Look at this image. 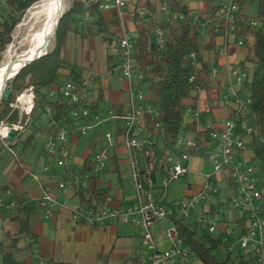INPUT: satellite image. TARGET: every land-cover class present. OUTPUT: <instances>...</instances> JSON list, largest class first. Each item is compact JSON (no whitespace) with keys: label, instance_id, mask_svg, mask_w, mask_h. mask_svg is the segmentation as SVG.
Returning a JSON list of instances; mask_svg holds the SVG:
<instances>
[{"label":"built area","instance_id":"2783aa9c","mask_svg":"<svg viewBox=\"0 0 264 264\" xmlns=\"http://www.w3.org/2000/svg\"><path fill=\"white\" fill-rule=\"evenodd\" d=\"M96 3L102 12L116 11L123 19L126 9L134 1L96 0ZM220 3L221 15L212 22L215 23L216 32L223 28V33L217 38V42L218 39L221 40L218 45L219 56L228 58L233 44L244 47L243 41L237 42L235 37L240 8L237 0H220ZM150 15L155 20L152 34L158 45L165 43L166 35L157 24L163 19L169 21L171 18H183L181 13L174 14L166 5H161L157 12ZM259 26V21L251 20L252 29ZM120 33L118 45L121 74L130 84L128 111L123 116H117L112 111L106 114L92 112L89 106L96 98L97 76L93 72L87 73L79 82H67L61 89V102L69 107L72 123L56 124L54 134L45 141L43 150L48 163L42 170V174L48 175L51 167L66 169L67 176L53 186L46 185L41 180L42 174H32L33 179L40 182L42 187V194L35 199L34 204L42 211L46 220L61 211L66 212L71 221L90 227L122 223L138 229L141 237L138 256L128 264H202L171 218L172 211L169 207L175 205L178 218L189 219L193 212L197 213L195 219L202 230L220 241L219 252L222 257L233 255L236 258L239 253H243L246 259L253 261L252 264H264V183L246 152V144L253 127L243 124L245 132L239 127V120L248 114L251 103L242 92L250 74L231 64L214 69L213 79L215 83L221 84L222 108L228 110L227 117H210L202 124L201 110L189 108L186 116H194L191 124L197 126L196 130L179 135L173 150L165 155V168L161 171L157 136L145 126L146 119H154L158 112L147 103L146 92L139 86L144 76L137 69L134 60V36L124 24ZM194 79L192 77L191 81ZM58 92L56 88L52 95L57 96ZM36 100L35 88L30 86L10 106L19 112L21 118L26 115V122L29 123L36 108ZM50 113L51 109L48 110V115ZM110 120L121 121L123 126L113 133L99 134V149L94 151L89 169L79 174L74 172L70 165L71 137H88L97 132L101 124ZM186 125L190 124L185 121ZM21 126L19 123L13 125V128L19 132L24 129ZM159 127L157 124L155 128ZM3 129L7 134L11 131L8 125ZM1 138L2 141L6 139L4 136ZM5 145L12 151L8 144ZM118 147L125 151L129 163L132 194L121 199L106 192L97 196L95 181L107 173ZM201 150L205 152L204 156L199 155ZM198 164L200 172L195 171ZM191 173L197 174L199 179L188 185L186 196L179 202L169 200L167 190L171 182ZM230 182L234 187L231 210L223 215H211L212 200L216 203L215 198L222 193L220 185L224 184L225 190L230 194ZM54 189L59 194L69 193L71 197L61 199ZM81 191H92V201L77 203V193ZM26 205L10 189L0 194V212L13 214ZM199 208H202L201 212ZM162 220L170 223L164 237V242L168 243L167 248L160 247L154 234L157 222ZM2 259L3 255L0 254V262ZM38 264H45V261L40 260Z\"/></svg>","mask_w":264,"mask_h":264},{"label":"trees","instance_id":"16d2710c","mask_svg":"<svg viewBox=\"0 0 264 264\" xmlns=\"http://www.w3.org/2000/svg\"><path fill=\"white\" fill-rule=\"evenodd\" d=\"M10 9L9 17L0 23V64L3 62V53L8 45L13 41V33L16 26L22 21L25 13L36 3L42 0H3ZM168 8L174 14L181 13L183 18H171L169 21L163 19L157 25L160 26L166 35L165 43L158 45L152 34L154 25L150 22L142 21L136 15L135 22H144V28L137 27V36L133 37L135 52L134 60L137 69L143 74L144 80L140 83L146 92V101L158 112L152 119L148 118V131L156 134L159 150V166L164 171V158L167 152L173 150L174 143L181 133L196 130V125L185 126V116L189 108L196 109L197 104L202 100L204 111L201 122L205 124L210 117H217L216 112L223 105L221 103L222 89L220 83H215L213 79L214 69H221V57L217 38L223 33L216 32L215 23L212 20L221 15L222 5L220 0H204V10L201 15L182 0H156ZM239 5V15L235 25L236 41H243L247 52L239 64H235L242 70L250 74V79L243 87L242 92L245 98H249L248 114L239 120V127L245 132L247 127H253L251 137L246 144V152H249L251 162L259 171L261 181L264 183V0H237ZM256 5L257 17L262 21V25L256 29L250 27L249 14L246 9ZM151 10H155V4H148ZM198 17L197 19H195ZM90 19L92 25L99 27L100 32L109 30L108 22L99 9L96 0H74L72 7L60 20L57 32L56 43L52 52L43 56L31 65L21 70L15 81L7 89L9 95L6 103L0 105V124L6 121L8 124L25 125L26 115L22 120L19 112H12L9 106L17 96L28 86H33L37 93L38 106L43 108V112L48 114L50 127L55 124L71 125L69 117V107L62 101L61 89L66 83H60V71L66 67L70 68V79L68 82H79L83 78V72L76 65H70L64 59L63 51L68 38L71 35L80 34L84 31L83 19ZM149 18V16H147ZM83 38H88L90 33H84ZM205 54H213L214 60L206 58ZM120 64L121 56L119 55ZM195 77L193 81L191 78ZM29 80L28 84L26 81ZM99 79L96 80V84ZM217 85V95L214 96V85ZM52 87L58 88V95L55 100L49 98ZM100 95L96 102L90 104V109L94 114L100 112V106L104 103V89L100 86ZM43 92V93H42ZM45 92V93H44ZM202 93L205 98L202 99ZM37 107V104H36ZM36 110V108H35ZM116 112V111H115ZM120 114L124 113L120 111ZM160 127L156 129V125ZM203 134V132H201ZM204 133H208L204 131ZM34 140V135L28 137L24 142L23 152H26ZM204 156L205 152H198ZM90 161L83 170H88ZM232 192L227 195L225 201H213L210 206V213L214 215L221 209H231L233 201V184L229 185ZM220 197V194L217 196ZM216 197V198H217ZM77 199L82 202H90L89 192L81 191L77 193ZM172 211L171 218L180 229L182 238L191 248L192 252L202 264H252L251 259H246V255L239 253L236 258L229 255L224 258L220 256V241L213 239L206 231H203L199 222L195 219L197 213L193 212L189 219L178 218L175 205L169 207ZM34 206L26 205L18 213L20 222V235H30V215L36 211ZM18 239H12L13 247L17 245ZM3 259L0 264H20L14 251H0ZM56 264V263H51Z\"/></svg>","mask_w":264,"mask_h":264},{"label":"crops","instance_id":"0c3cea01","mask_svg":"<svg viewBox=\"0 0 264 264\" xmlns=\"http://www.w3.org/2000/svg\"><path fill=\"white\" fill-rule=\"evenodd\" d=\"M133 1L134 4L126 9L124 18L128 19L126 26L128 25L132 36H137V27L139 29L144 28V22L142 21L146 20H140L136 23V15L139 14L140 18L146 15L151 17L150 13L157 12L162 4L156 0ZM182 1L190 8L196 10L198 14L203 13L204 0ZM148 4H155V10H151ZM111 12H103V16L110 27L107 32H100L99 27L92 25L90 19H83L84 31L82 32L90 33L89 37L84 39L82 32L71 35L67 40L63 56L68 64L76 65L81 69L83 77L89 72L97 75L96 80H99L95 86L96 98L100 95V86L104 89L105 98L104 103L100 106L99 113L106 114L112 111L117 116H123L128 109L130 84L121 74L118 45L121 28L118 32L112 33L109 23L110 18L112 19ZM118 16L120 17L119 14ZM147 19L148 22L151 21V19ZM152 20L155 21L153 18ZM217 43L220 44L221 40L218 39ZM231 47L235 50H230L228 58L221 57L222 66L227 64L236 66L242 62L246 55L247 50L245 48L246 51L243 47H238L234 44ZM98 53L99 55L102 53L99 59L96 57ZM206 55L207 58L214 60L215 55ZM70 74L69 67L62 69L60 75L64 77L65 82L60 83H67L70 79ZM56 88L52 87V89ZM96 98L94 102H96ZM204 98L205 93H202V99ZM120 111L124 114L121 115ZM46 115L48 116V114ZM186 117L185 121L191 124L194 119L192 117H187L186 119ZM115 122L117 125L116 129H120L123 126L121 121ZM147 123L148 118L145 122V126L148 129ZM41 126V123L38 122V127L40 128ZM56 128V124L54 128L51 126L49 133L42 139V142H45L47 137L50 138ZM51 131L52 133H50ZM91 134L95 135L94 133ZM71 141L73 148L71 166L75 169L85 166L86 162L91 161L97 146L88 147L87 150H84L81 140L73 136ZM8 145L10 147L12 144ZM11 147L13 149V146ZM122 158L127 159L125 151L120 148L117 150V155L109 171L98 181L99 188L108 190L118 199L129 197L132 194L131 176L129 178L131 193H127L120 176L121 166L119 160ZM1 161L5 163L4 160ZM2 163H0V194L10 189L15 193L17 199L27 203L28 206L36 207L37 212L30 215V235L27 236L20 235L21 226L18 218H16L21 210L13 214L4 211L0 212V251H14L20 264H38L40 260H44L45 264H128L136 260L141 245V237L139 230L130 225L113 223L104 227H90L71 221L67 213L61 211L56 212L49 220L43 217L42 211L34 204V200L42 194V187L31 176L32 174L41 175L43 167L48 163L42 148L35 158L24 159V162L17 160L18 166L14 164V166L12 165L9 168L7 166L8 163H6L3 167ZM14 167L18 168L17 173L14 172ZM65 177L66 171L64 169L51 167L50 174L47 176L43 175L42 178L45 183H52L55 186L56 183L65 179ZM12 239H18L15 248L13 247Z\"/></svg>","mask_w":264,"mask_h":264},{"label":"rangeland","instance_id":"374dc122","mask_svg":"<svg viewBox=\"0 0 264 264\" xmlns=\"http://www.w3.org/2000/svg\"><path fill=\"white\" fill-rule=\"evenodd\" d=\"M72 3H73V0H68L67 11L71 8ZM28 11L25 13L22 21L16 26V28L14 30V33H13V41H12V43L10 45H8L6 51L3 53V59H4V55H5V53L7 51L10 50L11 51V54H14L15 52L18 51V48H19V45H20L19 43L21 42V40H22V38H23V36H24V34L26 32L25 31V27H22V26L20 27V25L23 22V20L26 18V16L28 15ZM246 11H247V13L250 16V19L257 20V21H259L260 26L262 25V21L259 20V18L257 17V8H256V5L252 6L250 9H246ZM9 13H10V9L7 6L6 2L3 1V0H0V23H2L5 18H8L9 17L8 16ZM110 14L112 15V19L110 18V20L109 19L108 20H109V23H110L111 28H112V33L118 32L120 28L122 29L123 24L126 26V23L128 21V19L126 17L125 18L123 17V19H121L118 16L117 12H115V11L114 12H111ZM199 15H201V14H199ZM143 18H144V20H146V22H148L147 15L145 17H143ZM149 19H151L150 24H152L153 23L152 22L153 21L152 18L149 17ZM148 24H149V22H148ZM126 27L128 28V25ZM128 30H129V28H128ZM114 35L116 36V34H114ZM55 43H56V39H55ZM244 48L245 47H243V49ZM230 50H235V49L233 47H230ZM101 55H102V53L100 55L98 53V55L96 57L99 59V57ZM206 58H207V55H206ZM70 65H73V64H70ZM59 81L60 82H65V79H64V77L62 75H59ZM28 82H29V80L26 81V84H28ZM30 86H28L27 88H29ZM26 89L24 91H22V92H25ZM53 90L54 89H52L50 91V93H49V98L51 100H55L57 98V96H55V94L52 95ZM213 90H214L213 91L214 92L213 94H214V96H216L217 95L216 92H217L218 89L214 86L213 87ZM8 95H9V90L6 93L5 103H6V100H7ZM36 96H37V93H36ZM39 99H40V97L38 98V96H37V100H36L37 107H36V110L34 112L33 117L31 118L32 121H30L29 123L26 122L25 125H22L21 127H24V129L23 130H20L18 132L17 136L12 140V145L11 146H13V149L10 146L12 151H9V149L6 147V145L2 142L3 139L0 137V160H4L5 161V163H2V161L0 162V163H2V166L3 167H4V164H6V163H8L7 166H9V168H11L12 165L14 166V164L18 166L17 160L24 162V159L29 160L30 158H35V157L38 156L41 148L43 149L42 146L45 144V142L44 141L42 142V139L44 137H46V134L47 133H49L48 131L51 128L50 127L51 124H49V117L46 115L47 113H44L43 112V108L40 107V106H38L39 105L38 104V100ZM220 99L222 100L221 97H220ZM128 102H129V100H128ZM221 103L223 105V100L221 101ZM197 108H198V110H196V111H200L201 110L200 112L203 113L204 106H203V102L202 101H200L197 104ZM128 109H129V104H128ZM128 109H127V111H128ZM14 111H16V110H13V108H12V112H14ZM227 113H228V110L226 108H221L220 110H218L216 112V114H217V117L216 118H224V117H227ZM187 117L194 118V116H192V115H188ZM187 117H186V119H187ZM201 117H202V114L200 115V118ZM19 118H20V120L23 119V118L20 117V115H19ZM38 122L41 123V125H42L40 128L38 127ZM18 124H8V123H6V121H3L0 124V128H5L7 125L8 126L9 125H12L13 126V125H18ZM2 126H4V127H2ZM99 127L97 128V132L94 133L95 135L90 134L89 138L88 137H79L77 135H73V136H75V138H77L78 140H81L84 150H87L88 147L89 148H93L94 146L95 147L97 146V149L96 150H98L99 149L98 143H99V139L101 137V135H99V134L108 133V132L109 133H113L115 131V129L117 128V125H116V122L115 121L110 120V121H107V122L101 124V126H99ZM11 130H15V129L12 128ZM52 131L50 133H52ZM54 132H53V134H54ZM31 135H34V140L32 142V146L26 152H23L24 142ZM72 137H71V140H72ZM48 140H49V137H47L45 139V141H48ZM70 142H72V141H70ZM120 148L118 147L116 149V155H117V150L120 149ZM247 154L250 155L249 152H247ZM72 159H73V148H72V156H71V159H70L71 160L70 165L72 163ZM119 163H120V166H121V174H120V176L122 177L124 188L126 189L127 193H131V189L129 188V178H130L131 175H130V169H129L130 167H129L128 160L126 158H122V159L119 160ZM112 164L113 163H111V165ZM111 165H110V167H111ZM14 168H15V171L14 172H16L18 168H16V167H14ZM195 168H196L195 171L200 172L201 168H200V165L199 164ZM64 170L66 171V176H67V170L66 169H64ZM81 170H83L82 167L76 168V169L73 168V171L76 172V173H78V174L79 173H83L84 171H86V170H84V171L81 172ZM205 170H206L205 172H207L208 169L206 168ZM14 172H12V173H14ZM43 175H46V174H42L41 175V180L42 181H43V178H42ZM101 177L98 178L95 181V188H96L95 190L97 192L96 193L97 196H100L101 195L100 194L101 192H106V193H109L110 195H112L108 190L99 188L98 181L101 179ZM196 179L197 180L199 179L198 175L197 174L195 175V174H192L191 173L187 177L180 178V179H176L173 182H171V184H170V186H169V188L167 190L168 199L171 200V201H174V202H179L181 199H183L186 196L187 191H188V185L192 181H194ZM36 182L39 183V186L41 187L40 182H38V181H36ZM45 184L46 185H50V184L53 185L52 183H48V184L45 183ZM220 187H221L222 193H220V197L219 198L218 197L215 198L216 199V202L225 201L226 200V197H227V195L229 193L228 191L225 190L224 184H221ZM54 192L56 194H58V196L61 199H65V198L71 197V195L69 193L59 194L57 189H54ZM87 192H89L90 197H91V201H92V198H93L92 191H87ZM212 201H214V200H212ZM34 202H35V200H34ZM77 203L85 204L87 202L86 201L85 202H82L79 199V200H77ZM230 210H228L226 208H223V209H221V211L219 213H220V215H223V214L227 213ZM201 211H202V208H199V212H201ZM169 227H170L169 221H167V220L163 221L162 220V221H158L157 224H156V226H155V228H154L155 237L158 240V243H159V245H160L161 248H167L168 247V243H165L164 242V237L167 234V230L169 229Z\"/></svg>","mask_w":264,"mask_h":264},{"label":"bare ground","instance_id":"6f19581e","mask_svg":"<svg viewBox=\"0 0 264 264\" xmlns=\"http://www.w3.org/2000/svg\"><path fill=\"white\" fill-rule=\"evenodd\" d=\"M68 0H42L28 11V15L20 27H25V34L19 43L18 51L11 54L7 51L0 64V104L5 103L7 93V78H12L22 65L21 62L35 56L44 54V47L48 45L47 53L55 47L56 27L59 19L67 11ZM7 77V78H6ZM6 81V82H5ZM253 130H250V137ZM9 136L6 130L0 128V137ZM2 141L12 144V141Z\"/></svg>","mask_w":264,"mask_h":264},{"label":"water","instance_id":"95a60500","mask_svg":"<svg viewBox=\"0 0 264 264\" xmlns=\"http://www.w3.org/2000/svg\"><path fill=\"white\" fill-rule=\"evenodd\" d=\"M66 13V12H65ZM65 13L62 15V17L59 19V21H58V24H57V27H56V32H57V29H58V26H59V23H60V20L64 17V15H65ZM56 34V33H55ZM55 39H56V37H55ZM47 48H48V45L47 46H45L44 47V49H43V51H44V54H42V52L41 53H38V54H36L35 56H33V57H31V58H29V59H27V60H25V61H23V62H21L20 64L22 65V67L19 69V70H17L16 72H15V74H14V76L12 77V78H7V87L9 86V85H11L14 81H15V79L17 78V76L19 75V73L21 72V70L22 69H24L25 67H27L28 65H31V64H33L34 62H36L37 60H39V59H41L43 56H45V55H47L48 53H47ZM53 51V49L50 51V52H52ZM49 52V53H50ZM5 81V82H6ZM1 105V104H0ZM9 128H13V126L12 125H9ZM17 134H18V131L17 130H11L10 132H9V136L7 137V141H12L16 136H17Z\"/></svg>","mask_w":264,"mask_h":264}]
</instances>
